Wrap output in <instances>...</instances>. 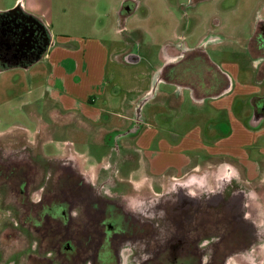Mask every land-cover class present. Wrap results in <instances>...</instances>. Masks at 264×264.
Returning <instances> with one entry per match:
<instances>
[{
	"label": "flooded vegetation",
	"instance_id": "obj_1",
	"mask_svg": "<svg viewBox=\"0 0 264 264\" xmlns=\"http://www.w3.org/2000/svg\"><path fill=\"white\" fill-rule=\"evenodd\" d=\"M137 1L126 0L124 5ZM200 1L189 0L192 6ZM261 2L258 14L254 12L248 20L245 46L242 40L237 42L250 54L257 78L264 80ZM214 23L219 25L217 19ZM210 42L215 45L220 40L213 37ZM54 45L46 25L21 5L0 12V72L28 69ZM173 49L184 63L189 57L190 62L201 58L189 56L191 51L183 43ZM198 49L205 50L204 46ZM200 61L195 65H204L203 59ZM212 79V74L208 79L204 73L200 78L209 84ZM189 81L192 83L191 77ZM137 115L129 128L131 135L122 139L129 138L131 144H121L120 140L111 147L110 166L95 182L80 173L72 151L62 158H47L42 130L33 135L32 143L27 138L32 136L29 130L19 126L20 141L0 143V264H106L107 249L115 264H120V248L127 241L144 243L151 259L142 264H264V133L263 144L253 150L261 170L256 179L231 160L190 168L174 178L120 177L126 167L139 163L132 144L142 123ZM253 115V124L264 126V100L254 101ZM15 131H0V138L15 137ZM67 187L71 192L64 191ZM105 187L112 196L104 195ZM141 189L142 198L151 202L149 211L156 213L154 217L134 214L127 208V198L137 196Z\"/></svg>",
	"mask_w": 264,
	"mask_h": 264
},
{
	"label": "rangeland",
	"instance_id": "obj_2",
	"mask_svg": "<svg viewBox=\"0 0 264 264\" xmlns=\"http://www.w3.org/2000/svg\"><path fill=\"white\" fill-rule=\"evenodd\" d=\"M125 1L0 0V12H7L21 5L46 25L57 47L83 50L87 61L89 55L104 60L106 51L115 50L111 63L107 71L105 70L107 87L101 91H106L105 96L95 95L92 100L98 99L99 102L94 107L100 111L106 109V96L116 97L121 103L103 114V122L108 124L106 129L111 130V133L104 136L107 131L100 127V123L93 125L76 115L61 113L60 108L53 103L51 98L61 90L55 80L47 82V76L49 77L51 72V64L47 60L38 63L36 69L3 71L0 72V131L15 128L16 135L1 136L0 143L7 145L13 140L20 141L17 129L19 126L29 130L32 136L27 138L31 139L32 143L36 138L33 135L42 130V141H46L42 148L47 158H62L72 151L76 154L80 173L87 174L91 181L95 182L97 177L100 178L103 169H107L109 165L108 162L113 156L111 147L126 135H131L129 128L123 125L128 116L127 106L129 108V104L141 100L137 82L140 83L144 73L160 64L159 55L165 44L183 43L190 50L204 46L205 50L203 53L200 51L201 58L198 60L206 61L209 57L210 61L221 66L223 71L230 70V65L235 63L241 69L242 80H247L252 75L251 62L247 56L243 57L245 50L242 47L249 38L250 15L254 12L255 16L258 14L263 3L261 1L264 0H202L195 6L190 5L189 0H138L133 5H124ZM123 7H126L125 11ZM120 17L126 20L127 33H137L142 40L137 44L149 49L146 55L150 56L145 55L143 58L141 54H145L146 48L145 51H140L135 46L133 51L143 58L139 63L122 64L117 60L118 52L122 48L124 51L132 48L131 44H126L125 33H121ZM216 19L219 21L218 26L214 23ZM213 37L218 38L220 42L212 45L210 40ZM237 39L242 40V47V43H237ZM92 50L96 51L92 53ZM191 59L189 57L186 62ZM174 89L177 88L171 87V90ZM63 91L65 92L64 88ZM63 95L60 93V96ZM183 95L185 100L189 99L186 91ZM154 104L156 103L150 102L143 110L139 105L135 108V114L137 115L140 109V114L144 115L146 121L147 113ZM237 107L238 105H235V111ZM96 109L92 108L91 111L98 113ZM179 113L180 116L175 119L158 115L148 117L147 121L149 126L156 125L158 130L160 127L168 130L182 124V128L175 130L179 134L178 140L177 137L166 134L167 130L161 133L170 144L178 143L180 136L192 130L195 123L205 127L203 132L207 141H213L228 131L226 113H222V119L219 117L221 114L215 112L208 102L198 105L187 100ZM115 127L117 129H114ZM207 132L217 134L210 135ZM189 133L192 137L199 135L198 130ZM104 138L105 145L102 143ZM121 144L129 145L131 142L128 138L122 140ZM144 163L146 161L143 157L138 165L126 167L120 177L134 175L143 178L142 172H147ZM55 169L58 170L56 167ZM61 177L64 179L67 176ZM139 179L137 181H141ZM64 191L71 192L68 187Z\"/></svg>",
	"mask_w": 264,
	"mask_h": 264
},
{
	"label": "crops",
	"instance_id": "obj_3",
	"mask_svg": "<svg viewBox=\"0 0 264 264\" xmlns=\"http://www.w3.org/2000/svg\"><path fill=\"white\" fill-rule=\"evenodd\" d=\"M121 20V33H125L126 44H131L132 48L125 51L122 48L121 51H117L119 54L117 60L122 64H136L126 61V57L133 56L139 58V62H141L149 49L137 44L138 41H142L140 36L137 33L136 35L127 33L126 20L125 18H121ZM174 45L176 44H165L159 55L160 64L144 73L142 75L144 76L143 79L139 80L140 83L137 82L142 98L134 104H129V108L127 106L128 116L123 125L128 128L131 127L136 117L135 108L139 105L143 110L150 102L156 103L150 107L147 113L149 118L161 115L175 119L180 116L179 110L182 105L190 100L198 105L208 102L215 112L221 114L219 117L222 119V113L225 112L227 115L226 120H228V131L225 135L217 136L213 141H207L204 138L205 132H203L205 127H200L195 123L194 128L189 132L198 130V136L192 137L187 132L184 136H180L181 140L178 143L170 144L161 134L166 132L167 129L164 130L160 127L158 130L156 125L149 126L148 117L146 116V122L144 115L140 114L142 123L139 131L132 139V144L139 154V162L143 160V157L146 161L144 166L147 172H142V177L150 175L156 178L165 176L174 178L184 175L190 168L211 167L217 161L231 160L245 167L246 174L250 178L256 179L261 175V170L258 165V157L253 153V150L256 146L263 144L261 139L264 126L262 123L253 124V103L254 101L264 100V80L257 78L256 68L250 54L244 49L243 57L247 56L249 58L253 72L247 80H242V72L237 64L234 63L230 65V70L223 71L221 66H217V63L210 61L209 57L205 58L206 61L203 59L204 65L200 64V66L195 65L198 60L184 63V59L179 57V54L177 55V52L173 49ZM135 46L140 51L141 49L145 51L146 48L145 54L143 52L141 54L143 58L133 51L136 48ZM198 48L200 47L189 49L191 51L189 56L197 55L201 57V50ZM95 51L92 50V53ZM113 52L116 51H106L103 57L104 60L89 55L87 61L83 50L57 47L55 42V45L40 61L47 60L50 62L51 72H49L50 76H47V82L55 80L57 87L61 90L60 93L64 94L60 96V93H57L58 95L55 94L54 98H51L57 108H60L61 113L76 115L93 125L100 123V127H104L103 129L107 131L104 136L111 133V130L106 129L108 124L106 125L103 122V114L113 110L121 103L116 100V97L106 96V109L100 111L94 107L99 102L98 99L96 98L93 101L92 98L95 95L105 96L106 91H101L104 87H107L105 70L107 71L109 63H111ZM146 56L148 57L150 54ZM38 63L23 70L35 68ZM10 70L13 69L6 71ZM202 73L208 79L212 74L213 81L210 84L203 83L204 80H200V78L202 79ZM177 76L181 77L178 79L173 78H177ZM190 77L192 83L189 81ZM187 79L188 81H186ZM171 87L177 89L173 91ZM63 88L67 93L63 91ZM163 88L164 90H161ZM185 91L189 96L187 100L183 95ZM235 105H238L236 111L234 109ZM92 108H95L98 113L91 111ZM185 120L187 119L185 118ZM182 126V124H177L175 127H170L166 134L175 136L178 140L179 134L175 130L182 128ZM207 133L210 135L217 134L216 132ZM103 141L102 143L105 145V138Z\"/></svg>",
	"mask_w": 264,
	"mask_h": 264
},
{
	"label": "clouds",
	"instance_id": "obj_4",
	"mask_svg": "<svg viewBox=\"0 0 264 264\" xmlns=\"http://www.w3.org/2000/svg\"><path fill=\"white\" fill-rule=\"evenodd\" d=\"M202 178L203 177H199L198 179H202ZM103 192L105 196H109V197L112 196V192L107 187L103 188ZM142 196H143V189L139 190L137 196H133L131 199L127 198V208L134 214L154 217L156 213L149 211V209L152 206L151 202L145 201L142 198ZM134 200L136 201L135 203H133ZM7 215L11 217L12 213L7 212ZM159 215L163 216L164 215L163 211H161ZM12 222L14 224L16 223L15 220H13ZM156 227L159 228L160 226L157 224ZM158 238L163 240L164 236L160 235ZM33 249H35V244H33ZM240 256L231 258L230 260L238 259ZM119 257H120V264H142V262H146L149 259H151V254L144 251V243L142 241H135V242L127 241L121 246ZM104 259L106 264H115V257L110 249H107L105 251Z\"/></svg>",
	"mask_w": 264,
	"mask_h": 264
},
{
	"label": "water",
	"instance_id": "obj_5",
	"mask_svg": "<svg viewBox=\"0 0 264 264\" xmlns=\"http://www.w3.org/2000/svg\"><path fill=\"white\" fill-rule=\"evenodd\" d=\"M126 61L128 62V63H137V62H139V58H137V57H133V56H128V57H126ZM148 100V99H147ZM141 109V108H140ZM140 109H139V111H138V115H137V117L138 118H140Z\"/></svg>",
	"mask_w": 264,
	"mask_h": 264
}]
</instances>
